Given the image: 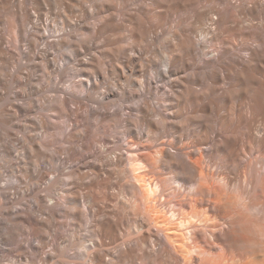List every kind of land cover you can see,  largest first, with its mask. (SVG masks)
Returning a JSON list of instances; mask_svg holds the SVG:
<instances>
[{
  "label": "clouds",
  "instance_id": "clouds-1",
  "mask_svg": "<svg viewBox=\"0 0 264 264\" xmlns=\"http://www.w3.org/2000/svg\"><path fill=\"white\" fill-rule=\"evenodd\" d=\"M0 264H264V0H0Z\"/></svg>",
  "mask_w": 264,
  "mask_h": 264
}]
</instances>
